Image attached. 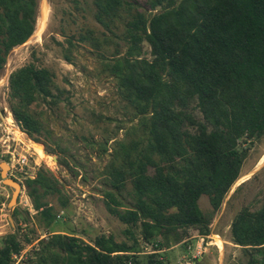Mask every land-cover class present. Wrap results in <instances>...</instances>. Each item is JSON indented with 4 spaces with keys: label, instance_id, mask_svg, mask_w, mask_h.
I'll use <instances>...</instances> for the list:
<instances>
[{
    "label": "trees",
    "instance_id": "1",
    "mask_svg": "<svg viewBox=\"0 0 264 264\" xmlns=\"http://www.w3.org/2000/svg\"><path fill=\"white\" fill-rule=\"evenodd\" d=\"M92 3L104 31L87 28L67 43L77 39L98 53L101 73L114 79L136 119L114 140L102 170L111 187L103 193L105 208L127 227L132 244L112 235L86 242L51 232L38 241L32 264H163L158 252L182 242L189 229L203 239L210 234L250 144L264 135V0ZM36 16L37 0H0V71L9 52L32 35ZM144 43L150 58L142 55ZM60 93L53 72L35 62L9 74L7 106L29 139L40 142L44 131L32 105H56ZM22 186L37 222L49 229L56 221L52 200L60 210L68 205L57 178L39 168ZM201 196L209 212L199 207ZM12 215L20 230V213ZM230 236L247 264H264V203L253 211L242 207ZM139 241L155 252L141 255ZM31 243L15 231L0 236V264H13L12 255Z\"/></svg>",
    "mask_w": 264,
    "mask_h": 264
},
{
    "label": "rangeland",
    "instance_id": "2",
    "mask_svg": "<svg viewBox=\"0 0 264 264\" xmlns=\"http://www.w3.org/2000/svg\"><path fill=\"white\" fill-rule=\"evenodd\" d=\"M42 1L46 3V11L41 25ZM93 14L92 0H37L32 35L9 52L0 71V164L8 166L5 176L22 185L26 177H34L43 168L57 178L68 201L67 207L60 210L56 200H52L56 221L46 229L37 222L24 187L17 191L15 202L9 204L12 188L0 177V236L15 231L20 240L27 238L32 242L14 260L17 264H32L38 241L47 239L51 232L75 233L86 242L100 234L112 235L117 242L132 244L127 227L105 208L103 193L111 187L102 170L114 140L122 138L136 119L118 97L114 79L101 73L98 53L77 39H72V46L67 43L68 38L87 28L97 34L104 31ZM111 51L107 49L104 54ZM142 55L150 58L146 43ZM29 62L51 70L61 90L56 105L40 103L31 107L44 128L40 142L16 130L7 106L8 76ZM189 110L200 118L194 105ZM122 198L130 203L126 191ZM263 203L264 135L250 144L239 178L214 215L210 234L203 239L189 229L182 242L169 248L164 246L158 252L159 258L163 264H247L248 255L231 242L230 224L242 207L248 206L253 211ZM198 204L204 212L211 209L206 196H201ZM14 209L20 213L17 225L20 230L13 219ZM133 233L137 236L136 230ZM136 248L141 255L153 250L151 243L140 241Z\"/></svg>",
    "mask_w": 264,
    "mask_h": 264
},
{
    "label": "water",
    "instance_id": "3",
    "mask_svg": "<svg viewBox=\"0 0 264 264\" xmlns=\"http://www.w3.org/2000/svg\"><path fill=\"white\" fill-rule=\"evenodd\" d=\"M7 168L8 166L6 163L0 164V177L2 178V181L6 186L12 188V196H11L9 204H13L18 195L17 191H21L22 185L19 182H16L15 180H13L12 178H7L5 176L6 174L5 171L7 170Z\"/></svg>",
    "mask_w": 264,
    "mask_h": 264
},
{
    "label": "bare ground",
    "instance_id": "4",
    "mask_svg": "<svg viewBox=\"0 0 264 264\" xmlns=\"http://www.w3.org/2000/svg\"><path fill=\"white\" fill-rule=\"evenodd\" d=\"M41 11H42V15H41V23L40 24L42 25L44 17H45V11H46V3L44 1H42V3H41ZM41 25H40L39 29L41 28ZM39 156L42 157L41 155H39ZM239 181H242V179H240Z\"/></svg>",
    "mask_w": 264,
    "mask_h": 264
},
{
    "label": "built area",
    "instance_id": "5",
    "mask_svg": "<svg viewBox=\"0 0 264 264\" xmlns=\"http://www.w3.org/2000/svg\"><path fill=\"white\" fill-rule=\"evenodd\" d=\"M15 126H16V127H15L16 130H17L18 132H20L19 127L17 126V124H15ZM8 153H9V152H8ZM10 156H11V158L13 157L12 153H10ZM23 159H24V158H23ZM23 161H24V160H23ZM23 161H22V162H23ZM22 188H23V186H22ZM152 252H155V251L151 249V250L149 251V253H152ZM18 256H19V255H12L13 264H17V263L14 262V260H15Z\"/></svg>",
    "mask_w": 264,
    "mask_h": 264
}]
</instances>
